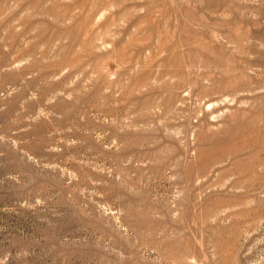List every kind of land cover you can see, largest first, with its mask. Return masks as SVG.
Masks as SVG:
<instances>
[{
  "label": "rangeland",
  "instance_id": "rangeland-1",
  "mask_svg": "<svg viewBox=\"0 0 264 264\" xmlns=\"http://www.w3.org/2000/svg\"><path fill=\"white\" fill-rule=\"evenodd\" d=\"M0 264H264V0H0Z\"/></svg>",
  "mask_w": 264,
  "mask_h": 264
}]
</instances>
